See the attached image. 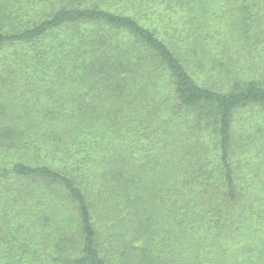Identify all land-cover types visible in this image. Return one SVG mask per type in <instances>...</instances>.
<instances>
[{"label": "trees", "instance_id": "trees-1", "mask_svg": "<svg viewBox=\"0 0 264 264\" xmlns=\"http://www.w3.org/2000/svg\"><path fill=\"white\" fill-rule=\"evenodd\" d=\"M0 264H264V0H0Z\"/></svg>", "mask_w": 264, "mask_h": 264}, {"label": "rangeland", "instance_id": "rangeland-1", "mask_svg": "<svg viewBox=\"0 0 264 264\" xmlns=\"http://www.w3.org/2000/svg\"><path fill=\"white\" fill-rule=\"evenodd\" d=\"M246 116L245 112H243L241 115L237 116L238 119H239V122L237 123L238 126L240 127L239 124H241V122L243 121V118Z\"/></svg>", "mask_w": 264, "mask_h": 264}]
</instances>
